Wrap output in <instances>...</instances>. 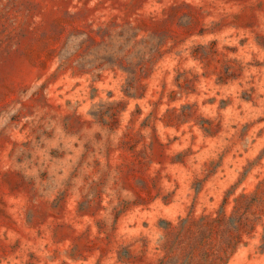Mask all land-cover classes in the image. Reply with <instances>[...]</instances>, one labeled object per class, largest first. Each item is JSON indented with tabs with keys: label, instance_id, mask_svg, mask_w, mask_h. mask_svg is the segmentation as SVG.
Instances as JSON below:
<instances>
[{
	"label": "rangeland",
	"instance_id": "obj_1",
	"mask_svg": "<svg viewBox=\"0 0 264 264\" xmlns=\"http://www.w3.org/2000/svg\"><path fill=\"white\" fill-rule=\"evenodd\" d=\"M0 264H264V0H0Z\"/></svg>",
	"mask_w": 264,
	"mask_h": 264
}]
</instances>
